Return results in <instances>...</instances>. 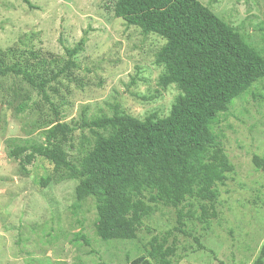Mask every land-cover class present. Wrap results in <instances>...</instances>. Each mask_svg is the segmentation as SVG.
<instances>
[{"label": "rangeland", "instance_id": "1", "mask_svg": "<svg viewBox=\"0 0 264 264\" xmlns=\"http://www.w3.org/2000/svg\"><path fill=\"white\" fill-rule=\"evenodd\" d=\"M29 1L36 8L22 0H0V50L10 49V60L30 49L47 59L63 57V48L87 31L84 50L76 57L80 68L47 87L58 119L76 128L70 154L83 155L92 144L89 130L79 128L82 117L118 111L143 119L151 112L169 113L179 91L174 85L159 86L163 68L154 61L164 38L143 35L115 17V0ZM199 1L264 56V0ZM27 97V105L17 110ZM42 116L53 117L28 83L12 73L0 78V264H128L152 238L178 226V208L159 205L134 239H100L94 199L75 203L76 180L42 187L40 178L51 174L52 164L37 157L22 166L8 156L9 138L43 139L34 128ZM211 130L232 169L216 185V217L199 220L194 200L179 206L183 231L168 235L176 246L173 263L252 264L264 245V174L253 161L264 158V78L219 113Z\"/></svg>", "mask_w": 264, "mask_h": 264}, {"label": "trees", "instance_id": "2", "mask_svg": "<svg viewBox=\"0 0 264 264\" xmlns=\"http://www.w3.org/2000/svg\"><path fill=\"white\" fill-rule=\"evenodd\" d=\"M113 10L115 17L139 27L143 35L164 38L154 61L163 68L159 86L174 85L179 91L169 113L159 117L151 112L143 119L118 111L82 117L79 128L89 130L92 144L83 155H72L76 128L58 119L47 87L80 68L76 57L84 50L87 31L73 46L63 48V57L47 59L30 49L24 57L10 60L11 50H0V78L9 73L20 76L53 115L34 124L41 141L7 139L8 156L22 166L37 157L52 164L51 174L40 178L42 187L76 180L75 203L94 199L95 233L104 241L134 239L144 218L159 205L178 208V226L152 238L145 252L128 263L174 264L176 246L168 242V235L183 231L179 206L194 200L199 220L216 217V185L223 184L232 169L211 125L235 98L264 78V56L199 0H115ZM253 161L264 174V158L254 156ZM252 264H264V245Z\"/></svg>", "mask_w": 264, "mask_h": 264}]
</instances>
